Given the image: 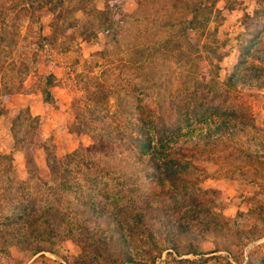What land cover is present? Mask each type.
Instances as JSON below:
<instances>
[{
  "label": "rangeland",
  "instance_id": "1",
  "mask_svg": "<svg viewBox=\"0 0 264 264\" xmlns=\"http://www.w3.org/2000/svg\"><path fill=\"white\" fill-rule=\"evenodd\" d=\"M257 7L0 0V264H264V86L238 82L190 131L177 116L215 64L230 74ZM140 90L183 125L169 146L184 151L153 160L128 141ZM74 150L88 166L67 182L51 163Z\"/></svg>",
  "mask_w": 264,
  "mask_h": 264
},
{
  "label": "trees",
  "instance_id": "2",
  "mask_svg": "<svg viewBox=\"0 0 264 264\" xmlns=\"http://www.w3.org/2000/svg\"><path fill=\"white\" fill-rule=\"evenodd\" d=\"M258 7L253 10L251 14L247 13L245 19V31H242L240 34L243 36V40L239 41L237 44L238 54L236 55V61L232 67L230 74L224 79L220 80L218 70L220 69V65L215 64L216 73H214L215 77L209 79L208 81H195L194 88L190 91V98L192 103L189 102L184 107L178 109V117L179 121H183L184 126H186V130L190 131L192 128V124L195 122H201L202 119L206 118L207 115L201 114L199 110L201 107L203 109L209 108L211 104H213V108L222 112L223 104L227 100L225 98V94L227 93L229 88L236 85L238 82L245 84L247 86H255L262 87L264 86V0H257ZM191 23V19L187 21ZM204 46V45H203ZM148 47V46H146ZM213 51V50H212ZM215 58L220 61L226 53V50H214ZM48 85L51 84L50 80L47 81ZM141 89V88H140ZM139 103L137 104V115L138 120L141 122L137 127L140 129L139 134L134 136L131 140L128 141H136L137 147H139L141 151V156L146 154L149 158L155 160L159 159L158 154L160 156H164L165 154H179L180 151L185 150V146L180 144V146H169L172 138L177 133L185 134L183 125L179 122L176 127H167V120L162 117L159 113L155 118H152L153 111L152 107L149 106L148 102L143 104V99H145V95L140 90L139 92ZM50 90L48 88L45 89L44 98L50 97ZM191 105V116H188L187 110ZM226 106V105H225ZM224 115H228L227 119H236L239 116V110L237 108L230 109ZM183 110L181 113L180 110ZM226 111V110H225ZM220 112H211L213 115H220ZM184 114V115H183ZM230 115V116H229ZM243 114H241L242 116ZM166 117V115H165ZM226 117V116H225ZM241 119V118H240ZM169 121V120H168ZM188 128V129H187ZM154 130L156 133V143H153L149 140L150 132ZM203 138L210 136L209 131H205L204 134L201 135ZM200 137V136H199ZM119 140L123 139L122 136L118 137ZM155 144V145H153ZM102 144H99L98 147H102ZM79 150H74L71 153L66 154V160L60 161L55 158L51 163V172H58L61 175L68 176L66 179L67 182L70 181V172L75 171L79 173V170L83 169L81 165L87 168L84 162H80V164L76 163L74 167L70 166V162L73 161V157L79 155ZM89 153L96 154L97 148L93 150L89 149ZM143 154V155H142ZM257 156V155H256ZM264 156V154H263ZM90 158V157H88ZM258 158V156H257ZM165 164H168L166 161ZM81 167V168H80ZM167 173H171L167 171ZM173 174V173H172ZM80 178V177H79ZM79 178L72 176L71 181L78 182ZM173 184V183H172Z\"/></svg>",
  "mask_w": 264,
  "mask_h": 264
}]
</instances>
